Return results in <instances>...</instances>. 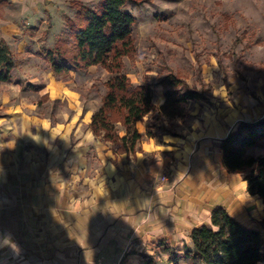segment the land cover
I'll list each match as a JSON object with an SVG mask.
<instances>
[{"label":"crops","instance_id":"1","mask_svg":"<svg viewBox=\"0 0 264 264\" xmlns=\"http://www.w3.org/2000/svg\"><path fill=\"white\" fill-rule=\"evenodd\" d=\"M46 87L68 113L52 124L25 109L17 138L0 141V264H172L169 251L191 250V233L217 209L264 240V203L223 168L221 151L239 122L261 118L188 102L197 108L183 119L137 123L140 151L127 155L91 133L100 106L85 108L56 80ZM163 102L162 91L153 103Z\"/></svg>","mask_w":264,"mask_h":264},{"label":"rangeland","instance_id":"2","mask_svg":"<svg viewBox=\"0 0 264 264\" xmlns=\"http://www.w3.org/2000/svg\"><path fill=\"white\" fill-rule=\"evenodd\" d=\"M6 1L0 6L2 34L16 69L11 83H0V141L17 138L25 109L51 118L52 124L56 114L68 113L64 103L44 94L55 80L77 93L85 108L97 109L109 73L92 67L57 78L37 53L68 39L67 20L77 12L74 3L99 9L101 0ZM131 1L124 10L136 19V52L123 58V72L133 86L150 85L156 101L163 91L158 82L172 73L203 93L202 105L228 103V110L248 114L249 121L264 118V0ZM251 103L260 114H254L258 111ZM196 108L185 106V116ZM262 154L264 147L252 151L254 157Z\"/></svg>","mask_w":264,"mask_h":264},{"label":"trees","instance_id":"3","mask_svg":"<svg viewBox=\"0 0 264 264\" xmlns=\"http://www.w3.org/2000/svg\"><path fill=\"white\" fill-rule=\"evenodd\" d=\"M99 9L74 3L76 15L67 20L68 39H58L52 48L41 49L42 58L57 78L67 79L72 72H85L100 67L111 75L104 83L101 104L91 116V133L104 142L114 144L117 153L134 155L140 151L142 135L137 123L149 114L165 119L183 118L188 102L204 100L201 91L188 87L178 76L169 73L159 82L164 102L153 103V89L148 84L133 86L124 74L123 58L135 52L132 36L136 19L124 10L131 0H101ZM5 2H0V6ZM16 69L14 56L4 40H0V83H11ZM119 127L124 132L120 136ZM264 147V118L241 121L221 142L222 166L228 173L240 174L247 191L264 203V155L248 154ZM264 228V219L260 222ZM193 248L183 255L169 251L172 264H260L264 262V240L258 232L242 227L223 209L215 210L208 225L191 233Z\"/></svg>","mask_w":264,"mask_h":264}]
</instances>
